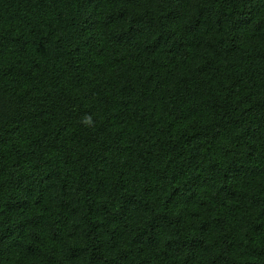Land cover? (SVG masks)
<instances>
[{
  "label": "trees",
  "instance_id": "obj_1",
  "mask_svg": "<svg viewBox=\"0 0 264 264\" xmlns=\"http://www.w3.org/2000/svg\"><path fill=\"white\" fill-rule=\"evenodd\" d=\"M0 264H264V0H0Z\"/></svg>",
  "mask_w": 264,
  "mask_h": 264
}]
</instances>
